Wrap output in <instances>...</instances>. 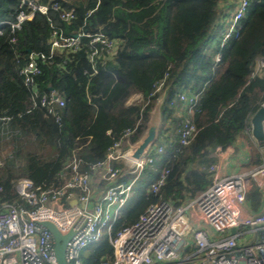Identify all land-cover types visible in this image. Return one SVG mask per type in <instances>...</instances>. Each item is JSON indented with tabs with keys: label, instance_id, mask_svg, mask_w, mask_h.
Here are the masks:
<instances>
[{
	"label": "trees",
	"instance_id": "obj_1",
	"mask_svg": "<svg viewBox=\"0 0 264 264\" xmlns=\"http://www.w3.org/2000/svg\"><path fill=\"white\" fill-rule=\"evenodd\" d=\"M220 1L55 0L58 9L36 12L11 29L8 22L16 20L20 0H0V199L28 207L15 181L25 178L39 190L58 189L73 174L65 167L73 157L79 171L92 173L127 129L136 127L130 143L140 138L161 96L158 135L174 137L186 112L177 97L182 92L198 94L188 114L196 132L187 144L176 151L168 148L144 167L132 203L113 223L111 235L135 223L152 203L179 205L205 190L212 179L211 152L234 144L250 129L252 115L264 102V77L252 76L256 59L264 57V0H251L238 38L208 46L212 27L224 14ZM69 9L74 17L65 21L60 16ZM53 31L62 36L102 32L115 40L116 52L93 67L90 37L81 36L75 50H51ZM29 52L48 57L39 61L40 73L31 86L19 73ZM217 53L221 60L216 64ZM52 90L65 103L52 104L58 120L39 105ZM136 94L142 102L129 104ZM113 166L124 169L121 162ZM164 171L163 183L152 190L151 183ZM103 182L97 191L106 189ZM249 192L259 195L255 187ZM102 257L113 258L107 235L81 253L83 264H97Z\"/></svg>",
	"mask_w": 264,
	"mask_h": 264
},
{
	"label": "built area",
	"instance_id": "obj_2",
	"mask_svg": "<svg viewBox=\"0 0 264 264\" xmlns=\"http://www.w3.org/2000/svg\"><path fill=\"white\" fill-rule=\"evenodd\" d=\"M250 5L251 0L219 2L224 13L216 25L222 30L221 45L239 37L241 20ZM50 9H58L55 0L46 4L39 0H20L16 20L8 23L11 29H16L36 12L46 14ZM60 17L69 21L74 17L73 9L62 12ZM81 36L90 37L88 57L93 67L97 59L113 56L116 52L115 40H109L102 32L62 36L53 31L49 40L51 50H75ZM47 58L42 53L29 52L19 71L26 85L34 84L40 73L39 61ZM213 59L217 64L221 55L217 53ZM255 74L264 77L262 56L256 59L252 76ZM161 86V82L157 83L155 90ZM177 97L186 112L180 115L176 135H158L139 160L128 158L123 149L124 145L131 144L129 136L135 132L134 127L127 129L122 138L113 143L105 160L92 167V173L79 171L78 160L73 157L65 164L73 174L58 189L39 190L28 179L16 180L15 191L29 206L0 199V264H57L53 235L41 221L53 222L63 234L73 230L65 248L67 264H83L82 250L99 242L104 236L103 229H106L113 247V258L102 257L97 264H264V209L256 214L246 213L247 193L251 185L261 187L264 183V159L245 172L224 177L213 175L205 190L179 205L170 200L152 203L135 223L120 229L115 236L111 235V227L121 215L134 184L133 180L118 181L122 171L113 164L124 161L128 172L140 174L145 166L159 159L167 150L176 151L180 145L187 144L196 132L188 114L193 111L198 94L182 92ZM52 104L65 105L63 97L53 90L40 98L39 105L58 120ZM223 149L218 146L214 153ZM215 170L214 164L208 168L210 175ZM166 172L160 173L151 183L152 190L163 183ZM96 179L107 185L104 193L98 196L94 186ZM232 228L235 232H231Z\"/></svg>",
	"mask_w": 264,
	"mask_h": 264
},
{
	"label": "crops",
	"instance_id": "obj_3",
	"mask_svg": "<svg viewBox=\"0 0 264 264\" xmlns=\"http://www.w3.org/2000/svg\"><path fill=\"white\" fill-rule=\"evenodd\" d=\"M65 1H69V0H65ZM262 155L263 152L261 146L252 137L250 131H245L239 135L237 141L234 144L224 148L223 151H221L220 153L215 154L214 150L211 152L210 157L213 159V164L216 165V170L215 172L212 173L211 177L213 175H215L216 177H224L226 175H233L235 173L245 172L260 164L261 160H263ZM120 162L124 165V169L122 170L118 181L128 182L133 180L134 181L133 189H134V185L136 184L135 179L137 176H139V174H137V172H133V173L128 172L126 170L127 163L124 161H120ZM134 174L135 177L132 178ZM101 181L102 180L100 179H96L94 182V186L96 188L95 192L97 193L96 194L97 196L102 195L106 190L104 189L101 191L99 190L97 191V188L99 187ZM103 183H104V187H107L106 182ZM253 187L257 188V192L259 193V195L258 197L255 198L249 195L250 192L247 193V205H246L247 214H256L264 209V183L261 187L257 186L256 184H252L250 190ZM133 189L129 195L128 200H130L132 197L131 194L133 192ZM128 200L126 201V203L128 202ZM72 203L75 204L74 201Z\"/></svg>",
	"mask_w": 264,
	"mask_h": 264
},
{
	"label": "water",
	"instance_id": "obj_4",
	"mask_svg": "<svg viewBox=\"0 0 264 264\" xmlns=\"http://www.w3.org/2000/svg\"><path fill=\"white\" fill-rule=\"evenodd\" d=\"M162 102V96L157 100L153 109L150 111L149 120L146 128L143 131L140 138L131 144H126L123 149L126 151V156L132 160H139L156 141L158 137L159 126L161 123L160 104ZM250 133L256 142L263 147L264 146V105L252 115L250 119ZM76 202V201H74ZM84 206V203H81ZM53 235L54 238V254L56 256L57 264H67L65 260V248L68 240L73 235V230H69L67 233H61L57 226L51 221H41ZM231 232H235V228L231 229Z\"/></svg>",
	"mask_w": 264,
	"mask_h": 264
},
{
	"label": "rangeland",
	"instance_id": "obj_5",
	"mask_svg": "<svg viewBox=\"0 0 264 264\" xmlns=\"http://www.w3.org/2000/svg\"><path fill=\"white\" fill-rule=\"evenodd\" d=\"M221 34H222L221 28L219 26L214 25L212 27V30L210 32V35H209V37H208V39L206 41V44L208 46H212V45L216 44L221 39ZM141 102H142V97H141V95H137V94L136 95H133L128 100V103L129 104H136V103H141ZM161 124L162 123H160L159 128L161 127ZM261 148H262V152H263V155L262 156H263V159H264V146L261 147ZM0 160H2V155H0ZM261 162H262V160H261ZM137 178H138V176L136 177L135 181L137 180ZM138 185H139V183L136 181V184L134 185L133 193H135V191L138 190ZM130 205H131V200H128V202L123 207V209L121 211V214H123V212H125L130 207ZM248 208H249V206H248ZM103 233H104V236L107 234L106 233V229H103Z\"/></svg>",
	"mask_w": 264,
	"mask_h": 264
}]
</instances>
